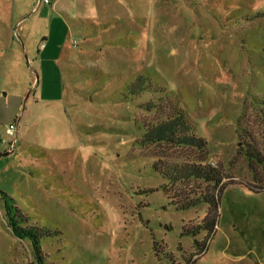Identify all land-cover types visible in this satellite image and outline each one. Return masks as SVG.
<instances>
[{"label":"rangeland","instance_id":"obj_1","mask_svg":"<svg viewBox=\"0 0 264 264\" xmlns=\"http://www.w3.org/2000/svg\"><path fill=\"white\" fill-rule=\"evenodd\" d=\"M178 109L211 234L200 150L141 142ZM0 190V264H264V0H0Z\"/></svg>","mask_w":264,"mask_h":264},{"label":"trees","instance_id":"obj_2","mask_svg":"<svg viewBox=\"0 0 264 264\" xmlns=\"http://www.w3.org/2000/svg\"><path fill=\"white\" fill-rule=\"evenodd\" d=\"M185 127L186 129H184ZM189 128H190L189 124L185 120V116L183 112L178 109L175 112L174 117L170 118V120L165 121L160 125H157L151 130H147L145 135L142 137L141 142L142 144H146L149 142L167 141L176 144L186 145L188 147H193L195 149L200 150V152L203 155V160L200 159V161L194 163L174 164L173 166H171L170 171L166 173L171 181H177L180 179L184 180L186 178H194V179L206 181L209 184H213V186L215 185L216 190L214 191L205 192L204 194H200L197 197H192L191 199L190 198L182 199L181 202L179 203L175 201L178 203L179 208H188L201 202L206 203L208 206L206 215L202 219L201 224L197 226V229L205 228L211 234L215 228L218 217L219 194L222 189L221 187L222 177L218 169L204 162V158L208 157L209 154L205 139L201 136L195 135V133L193 132H190L191 130ZM183 130L185 131V133L178 134L180 131ZM247 155L248 157H251L252 159L255 160L257 158L255 156L256 154L254 155L251 152H248ZM155 167L156 169H159L162 172L163 168L161 167V165L155 163ZM0 193L3 194L4 197H6L5 201L7 203V199L9 198V196L1 190ZM13 209L17 210L15 207L14 208L12 207V209H10L9 211V214L11 216H12L11 212ZM13 229L15 233L21 238L31 237L34 240L36 250L39 253L38 242L32 229L23 228L16 224H13ZM204 248L205 245H203L201 251H203Z\"/></svg>","mask_w":264,"mask_h":264},{"label":"crops","instance_id":"obj_3","mask_svg":"<svg viewBox=\"0 0 264 264\" xmlns=\"http://www.w3.org/2000/svg\"><path fill=\"white\" fill-rule=\"evenodd\" d=\"M19 39H20V41H22V45H23V48L22 49L24 51L25 56L26 55H29V50H28L27 42L25 43V41L23 40V38L21 36H19ZM2 40L5 41V39H3V38H2ZM16 40H18V39H16ZM14 41H15V37L13 35L10 36V39L8 40V44H7L9 50H11V47H12ZM16 47L17 46L15 45V48L12 50V52L11 51L6 52V55L7 56L5 55V57L7 58V60L4 62V65H7V64L9 66L12 65V63L14 62V59H17V58H18V60H20V62H22V61L25 60V64H27L26 62H28V61H26V58H24V57L21 59L22 52L21 51L18 52L17 49H16ZM8 58H9V61H8Z\"/></svg>","mask_w":264,"mask_h":264},{"label":"built area","instance_id":"obj_4","mask_svg":"<svg viewBox=\"0 0 264 264\" xmlns=\"http://www.w3.org/2000/svg\"><path fill=\"white\" fill-rule=\"evenodd\" d=\"M45 2H49V0H45ZM6 134L13 136L15 133V124H10L5 129Z\"/></svg>","mask_w":264,"mask_h":264}]
</instances>
